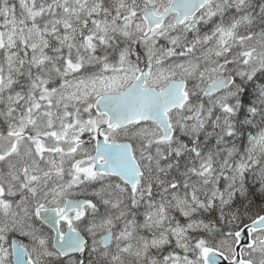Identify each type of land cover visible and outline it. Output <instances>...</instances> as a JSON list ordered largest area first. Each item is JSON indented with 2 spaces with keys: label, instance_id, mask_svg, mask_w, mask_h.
Wrapping results in <instances>:
<instances>
[{
  "label": "snow or ice",
  "instance_id": "snow-or-ice-1",
  "mask_svg": "<svg viewBox=\"0 0 264 264\" xmlns=\"http://www.w3.org/2000/svg\"><path fill=\"white\" fill-rule=\"evenodd\" d=\"M0 264H264V0H0Z\"/></svg>",
  "mask_w": 264,
  "mask_h": 264
}]
</instances>
